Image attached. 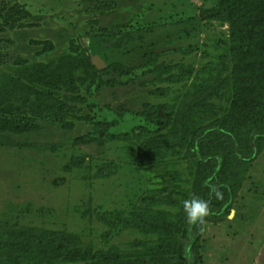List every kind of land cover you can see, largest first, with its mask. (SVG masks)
Wrapping results in <instances>:
<instances>
[{
  "label": "rangeland",
  "instance_id": "obj_1",
  "mask_svg": "<svg viewBox=\"0 0 264 264\" xmlns=\"http://www.w3.org/2000/svg\"><path fill=\"white\" fill-rule=\"evenodd\" d=\"M219 3L0 0V40L8 44V53L22 65L71 70L56 84L23 78L28 97L11 96L0 106V119L26 118L21 130L0 127L15 142L0 145L1 227L66 231L80 238L81 251L132 258L159 246L163 234L144 220L162 215L176 228L180 252L172 263L186 262L182 251L189 243V224L183 201L193 194L209 198L205 179L212 162H201L190 140L171 138L175 147L161 149L155 162H142L139 150L148 137L170 131L187 93L211 84L216 87L202 105L197 127L230 122L242 132V151L251 152L245 127L264 124V0H249L254 22L238 61L230 52L229 22L199 18ZM22 22L33 25L18 26ZM113 33L130 35L116 48ZM94 55L106 63L96 73L89 68ZM19 67L0 62V84L18 77ZM98 122H113L108 133L131 135L75 143L79 136L98 137ZM136 127L140 134L133 132ZM217 150L231 159L227 176L233 199L221 215L207 216L196 226L197 263L264 264V139L259 155L248 163L233 157L225 134L212 133L202 144L204 153ZM219 190L222 199L212 195L210 211L223 207L229 195ZM9 253L0 247V264H8ZM82 263L90 261L61 257L39 264ZM21 264L37 263L24 259Z\"/></svg>",
  "mask_w": 264,
  "mask_h": 264
},
{
  "label": "trees",
  "instance_id": "obj_2",
  "mask_svg": "<svg viewBox=\"0 0 264 264\" xmlns=\"http://www.w3.org/2000/svg\"><path fill=\"white\" fill-rule=\"evenodd\" d=\"M199 18L203 21L225 20L229 22L231 28L230 52L232 60H240L245 53L248 35L254 22V13L249 5V0H220L217 8L202 10ZM32 25L31 23L24 22L18 24L20 27ZM113 34L114 40L111 41V46L116 48H119L122 45L123 39L130 35L128 33ZM7 49L8 44L0 40V62L20 65V67L17 69L18 77L10 76L0 84V106L7 102L11 96L19 95L22 99L28 97L30 87L24 83L23 78L33 82H42V79L46 78L48 81L45 83L56 84L64 80L71 72L69 69L53 67L48 64L22 65L19 63V58L8 53ZM89 68L94 73L98 71L92 63L89 64ZM215 87L211 84L202 85L194 92L187 93L180 113L173 121L170 131L148 137L143 141L139 150L142 162H155L158 158L157 153L161 149L175 147L176 143H171L173 142L171 138L178 142L190 140L201 162H212L211 171L205 179V185L209 189V197L212 198L213 195L210 193V185H216L218 188L223 187L229 194L224 206L216 211H210L209 218H216L221 215L225 207L232 202L233 184L231 177L227 176L231 159L224 150L204 153L202 151V144L208 140V136L212 133L225 134L230 138L234 146L233 157L237 161L248 163L257 158L260 153V140L264 139L263 123L246 126L244 133L248 136L251 152L244 153L241 147L242 132L230 122L215 121L197 127L196 118L202 112V107L206 106L205 101L213 95L214 90L211 88L215 89ZM38 95L42 97L43 93H39ZM159 115L158 124L163 127V118L166 114L162 108L159 111ZM25 121V117L13 121L0 119V127L3 130L6 128L21 130L26 125ZM3 126L5 128H2ZM97 126L102 128L98 133V137L79 136L75 139V143L89 144L95 141L102 142L105 138L123 140L131 135L129 132L122 134L108 133L107 130L113 126V122H98ZM140 131V127L133 129L135 134H140ZM13 144H15L13 140L0 133V145L10 146ZM147 223H151L161 231L163 234L161 242L152 252L132 258H126L120 253L110 255L103 252H94L91 249L81 251L78 248L80 238L70 232L24 226L6 229L1 227V223L0 247L7 249L10 252L9 254H11V260L8 261V264H21L24 259L28 262L39 264L43 261H52L61 257L67 262L80 263L90 261V264H173V256L180 252L176 228H174L172 223L164 220L162 215L148 216L144 220V225ZM196 230L197 227L195 225L189 224L187 229L189 243L182 251L186 260L184 264H198L193 252V248L197 242Z\"/></svg>",
  "mask_w": 264,
  "mask_h": 264
},
{
  "label": "clouds",
  "instance_id": "obj_3",
  "mask_svg": "<svg viewBox=\"0 0 264 264\" xmlns=\"http://www.w3.org/2000/svg\"><path fill=\"white\" fill-rule=\"evenodd\" d=\"M210 193L217 199H222V192L216 185H210ZM210 202V197L206 199L195 194L191 195L189 199H185L183 201V210L187 223L195 226L203 225L205 218L210 212Z\"/></svg>",
  "mask_w": 264,
  "mask_h": 264
},
{
  "label": "water",
  "instance_id": "obj_4",
  "mask_svg": "<svg viewBox=\"0 0 264 264\" xmlns=\"http://www.w3.org/2000/svg\"><path fill=\"white\" fill-rule=\"evenodd\" d=\"M92 62L98 69H102L106 66L105 61L99 55H94L92 57Z\"/></svg>",
  "mask_w": 264,
  "mask_h": 264
}]
</instances>
